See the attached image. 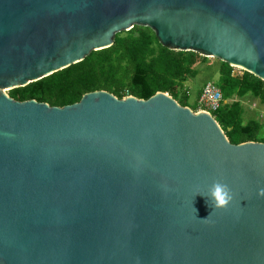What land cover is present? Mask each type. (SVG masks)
<instances>
[{
	"label": "water",
	"instance_id": "obj_1",
	"mask_svg": "<svg viewBox=\"0 0 264 264\" xmlns=\"http://www.w3.org/2000/svg\"><path fill=\"white\" fill-rule=\"evenodd\" d=\"M134 26L264 81V0H0V264H264V143L231 144L162 92L56 107L1 91ZM215 180L233 200L212 211Z\"/></svg>",
	"mask_w": 264,
	"mask_h": 264
},
{
	"label": "trees",
	"instance_id": "obj_2",
	"mask_svg": "<svg viewBox=\"0 0 264 264\" xmlns=\"http://www.w3.org/2000/svg\"><path fill=\"white\" fill-rule=\"evenodd\" d=\"M207 61L195 52L164 47L153 30L134 26L117 33L110 47L93 51L82 61L36 82L9 90L8 96L20 102L36 100L63 107L94 91H106L118 99L132 96L142 100L162 92L189 108L184 84L196 75L198 65ZM217 70L224 103L211 113L212 117L231 144L264 143L262 124L257 119L245 120L241 104L242 100L251 99L264 106V81L248 72L235 75L233 68L221 61Z\"/></svg>",
	"mask_w": 264,
	"mask_h": 264
},
{
	"label": "rangeland",
	"instance_id": "obj_3",
	"mask_svg": "<svg viewBox=\"0 0 264 264\" xmlns=\"http://www.w3.org/2000/svg\"><path fill=\"white\" fill-rule=\"evenodd\" d=\"M197 73L193 78L187 79L184 86L187 89L186 104L190 109H198V98L207 83H212L218 87L219 72L217 70L219 66V60L216 58H208L206 63L198 65ZM234 68L233 73L240 75L243 71L241 68L232 66ZM8 94L7 89L1 90ZM180 102V99H178ZM225 102H231L225 101ZM244 109V119H257L262 124L261 136H264V106L260 105L258 101L245 99L241 101ZM198 112V111H197Z\"/></svg>",
	"mask_w": 264,
	"mask_h": 264
},
{
	"label": "clouds",
	"instance_id": "obj_4",
	"mask_svg": "<svg viewBox=\"0 0 264 264\" xmlns=\"http://www.w3.org/2000/svg\"><path fill=\"white\" fill-rule=\"evenodd\" d=\"M258 195L264 196V189H260ZM202 196L206 197V203L212 209V211L227 208L230 202L233 200L231 188L228 186V184L220 180L213 181L208 188L207 194ZM212 211L208 216L211 215ZM208 216L201 220H207Z\"/></svg>",
	"mask_w": 264,
	"mask_h": 264
},
{
	"label": "built area",
	"instance_id": "obj_5",
	"mask_svg": "<svg viewBox=\"0 0 264 264\" xmlns=\"http://www.w3.org/2000/svg\"><path fill=\"white\" fill-rule=\"evenodd\" d=\"M243 72L244 71H242L240 75H242ZM223 103L224 100L220 89L212 83H207L203 87L198 98V112L202 111L212 115L211 113L218 110Z\"/></svg>",
	"mask_w": 264,
	"mask_h": 264
}]
</instances>
